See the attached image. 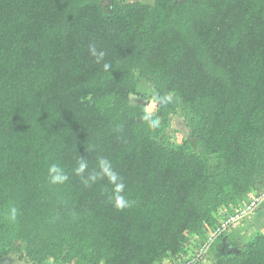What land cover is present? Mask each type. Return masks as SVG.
<instances>
[{
  "label": "trees",
  "instance_id": "16d2710c",
  "mask_svg": "<svg viewBox=\"0 0 264 264\" xmlns=\"http://www.w3.org/2000/svg\"><path fill=\"white\" fill-rule=\"evenodd\" d=\"M139 80L158 99L156 129L132 103ZM178 112L189 138L166 146ZM98 156L130 207L75 174L77 157L91 171ZM52 164L64 184L49 182ZM262 193L264 0H0V260L18 244L31 264H264L263 234L215 260L200 250Z\"/></svg>",
  "mask_w": 264,
  "mask_h": 264
},
{
  "label": "rangeland",
  "instance_id": "374dc122",
  "mask_svg": "<svg viewBox=\"0 0 264 264\" xmlns=\"http://www.w3.org/2000/svg\"><path fill=\"white\" fill-rule=\"evenodd\" d=\"M123 1L124 2L139 1L142 3L153 2V0H123ZM137 83H138L137 92L139 96L136 97L133 96L131 98L132 103L145 104L146 111L147 112L151 111L153 114L155 112L158 102L157 97L155 96L149 84L146 83L144 80H139ZM188 138H189V128H188V124H186V118L184 114L178 112L176 115L171 117L169 126L167 127L165 132L161 135V137L158 138L157 140L166 146L177 147L181 145ZM191 149L194 152L198 151V144L194 140H191ZM258 209L259 207L255 211L257 212ZM255 211L251 214L255 215L256 213ZM256 221L257 219L254 218V220L251 222L253 224L250 223L249 226V228L252 227V229L250 230V232H247L246 234L245 233L241 234L240 232L241 229H245V228H239L243 222L242 223L238 222L236 225H234L235 226V227L233 226L234 228L232 227L230 230H228L225 233L226 241L223 244L217 245L212 250L207 249V253H208L207 259L215 260L216 258H218L219 254L242 250L244 245L248 243L254 236H256L257 234L264 235V223L260 221L259 224L256 226L257 224ZM23 254H24V250L22 246L17 244L16 251L11 253L5 259H2L0 261V264H31L30 262H26L25 258L23 257Z\"/></svg>",
  "mask_w": 264,
  "mask_h": 264
},
{
  "label": "clouds",
  "instance_id": "9594fccd",
  "mask_svg": "<svg viewBox=\"0 0 264 264\" xmlns=\"http://www.w3.org/2000/svg\"><path fill=\"white\" fill-rule=\"evenodd\" d=\"M88 52L91 57L94 58L95 63L102 64L104 71H109L112 65L106 62V53L103 50H99L95 43H90L88 46ZM171 97H167L166 101H170ZM143 120L146 122L148 128L156 129L160 125L159 117H155L151 111L147 112L143 116ZM93 149L90 147L88 152ZM89 169V162L87 157H77V166L75 168V174L80 177L81 182L86 186H91L98 181L106 180L111 185V193L109 200L113 203V206L117 210H123L131 206L125 196L126 184L118 172L114 169L112 162L103 156H98L96 159V166L91 171ZM49 182L53 185H62L68 180V175L65 170L57 164H52L48 169ZM18 216V209L11 207L7 220L15 222Z\"/></svg>",
  "mask_w": 264,
  "mask_h": 264
},
{
  "label": "built area",
  "instance_id": "2783aa9c",
  "mask_svg": "<svg viewBox=\"0 0 264 264\" xmlns=\"http://www.w3.org/2000/svg\"><path fill=\"white\" fill-rule=\"evenodd\" d=\"M264 202V193L253 196L244 206H242L238 211H235L233 214L228 215L225 218H222L219 225L210 232L207 241L204 243V245L200 248V250L209 248L210 244L222 233H226L228 230H230L234 225H236L238 222L249 216L251 213H253L260 204ZM204 251V252H205ZM195 259L188 261L187 264H194ZM186 264V263H185Z\"/></svg>",
  "mask_w": 264,
  "mask_h": 264
},
{
  "label": "crops",
  "instance_id": "0c3cea01",
  "mask_svg": "<svg viewBox=\"0 0 264 264\" xmlns=\"http://www.w3.org/2000/svg\"><path fill=\"white\" fill-rule=\"evenodd\" d=\"M256 212V211H255ZM254 218H256L257 219V221H256V226L259 224V222L261 221L262 223H264V202H262L261 204H260V206H259V209L257 210V212L255 213V215H250V216H248V217H246V218H244L243 220H241L240 221V223H242L241 225H240V227L239 228H245V229H241V234H246L247 232H250V230L252 229V227H250L249 228V226H250V223L254 220ZM251 224H253V223H251ZM235 227V226H234ZM233 227V228H234ZM238 228V227H237ZM236 228V229H237ZM248 228V229H247ZM243 230V231H242ZM229 234V233H228ZM227 234V235H228ZM1 261V260H0Z\"/></svg>",
  "mask_w": 264,
  "mask_h": 264
}]
</instances>
